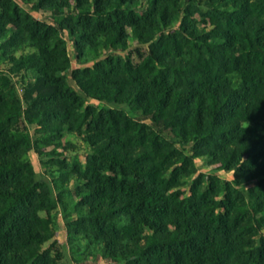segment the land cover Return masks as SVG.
Segmentation results:
<instances>
[{"label":"trees","instance_id":"trees-1","mask_svg":"<svg viewBox=\"0 0 264 264\" xmlns=\"http://www.w3.org/2000/svg\"><path fill=\"white\" fill-rule=\"evenodd\" d=\"M19 1L49 22L0 0V264H61V213L107 264H264V0Z\"/></svg>","mask_w":264,"mask_h":264},{"label":"rangeland","instance_id":"rangeland-1","mask_svg":"<svg viewBox=\"0 0 264 264\" xmlns=\"http://www.w3.org/2000/svg\"><path fill=\"white\" fill-rule=\"evenodd\" d=\"M18 2L22 4L19 0ZM22 6L31 14H34L37 18L43 20V21H48L49 18L46 15L35 13L34 11L31 10L30 6L22 4ZM143 8L141 9V12H143ZM202 11L205 12V8H202ZM175 27H178V23L174 25ZM174 29V28H173ZM140 51V52H138ZM1 53V50H0ZM146 53V50L134 43L131 45V52H118V53H110V52H101L97 54L96 59L97 60H103L107 58L110 55H113L117 60L127 58L129 56H132L135 62H138L140 59V55H144ZM1 69H5V66L3 62H1ZM8 79L13 85L17 84V92L19 97H22V90L24 89L23 85L19 82L20 80L17 77H11L6 73ZM29 79H33L32 76H29ZM73 83V82H72ZM88 105L96 106L99 109L103 108L105 106V102L101 99L98 98L97 101H92L88 100L87 101ZM123 108L127 109L126 106H123ZM82 117H84V113L82 114ZM140 118V117H136ZM150 122V121H147ZM158 129V128H157ZM160 131L164 136L168 138H172L171 134L166 131L158 130ZM27 139L29 142V145L31 147V153L29 155V158L32 160V162L35 164L36 167V172H37V178L39 180L44 178L45 173H48L49 170L44 165V160L42 157L39 155V152H48L50 151L53 147H48L43 144V142L40 141L38 138L37 132L35 128L28 126L27 131H26ZM72 144L73 148H69L67 150V156L70 160H77L80 162H84L86 157L89 156L92 151L89 148L88 145L84 144L81 140H79L76 137H72L69 135H66L64 139V144ZM62 149V148H61ZM60 149V150H61ZM47 161V160H46ZM45 161V163H46ZM197 165L199 168V171L201 173H210V174H218L222 178L231 180L233 179V176L231 173H227L223 167L217 168V167H212L210 166L209 162L203 161V160H197ZM192 182V180H190ZM72 187H76V183L73 182L71 183ZM185 190L188 192L189 191V186L185 188ZM60 220L64 218V215L62 214L61 217H59ZM58 218V220H59ZM58 220L56 222V235H57V240L59 242V248L61 251H63L65 258L62 261L61 264H107L108 261L104 256L97 255L94 257L89 256L88 251L85 250V245L87 244L86 240H82L78 243L72 244L69 241V237L66 231V228L63 223H58ZM258 239V237H257ZM50 244L46 246L48 248Z\"/></svg>","mask_w":264,"mask_h":264},{"label":"crops","instance_id":"crops-1","mask_svg":"<svg viewBox=\"0 0 264 264\" xmlns=\"http://www.w3.org/2000/svg\"><path fill=\"white\" fill-rule=\"evenodd\" d=\"M72 137H74V136H72ZM62 216V213L59 215V217H61ZM58 223H63L64 224V226H65V220H64V218L62 219V220H60V218H59V220H58ZM66 228V227H65ZM67 231V230H66Z\"/></svg>","mask_w":264,"mask_h":264},{"label":"built area","instance_id":"built-area-1","mask_svg":"<svg viewBox=\"0 0 264 264\" xmlns=\"http://www.w3.org/2000/svg\"><path fill=\"white\" fill-rule=\"evenodd\" d=\"M173 28H174V29H173ZM174 30H175V27H171V28L169 29V31H171V32H173ZM24 92H25V90L23 89V90H22V92H21V93H22V95H21V96H23V95H24Z\"/></svg>","mask_w":264,"mask_h":264}]
</instances>
